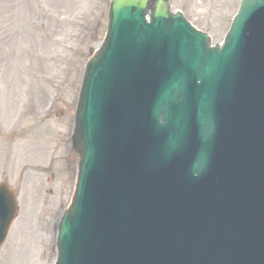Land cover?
Wrapping results in <instances>:
<instances>
[{"label":"water","instance_id":"1","mask_svg":"<svg viewBox=\"0 0 264 264\" xmlns=\"http://www.w3.org/2000/svg\"><path fill=\"white\" fill-rule=\"evenodd\" d=\"M149 1L114 0L111 7V19L118 16L119 21L122 22L124 19L122 9L131 6L139 8L146 15ZM156 2L152 18L159 16L162 19L171 20L167 0H156ZM134 16L137 17L138 14ZM181 28L183 30L180 36L188 37V26L183 25ZM193 34L187 41L200 45L202 53L189 51L188 54L198 61L196 60L192 66L183 65L175 72H169L166 80L157 84L162 87L171 83L175 88L179 81L182 82L183 77H186V80L182 83H187L189 70L192 71L190 76L198 74V80L205 85V88L194 117L200 126L217 130L213 134V142L217 143V147L209 146L208 141H204L200 148V163L195 166L191 163V165L193 171L197 172L196 169L201 167L208 153L213 163L206 161L203 168L199 170L198 176H195L191 182H186L185 185L184 175H181L184 173L179 172L178 167H184L183 158L177 164L178 166L164 165L160 162L153 146L137 141L138 136L150 135L149 138L152 139V136L157 133L153 127V123L158 122L155 108L148 109L145 104L143 105L142 109L148 118L145 121L142 113L137 120L134 118L135 114L124 112L121 115L119 109L107 107L112 105L107 101L93 106V99L99 89L96 84L101 83L100 71L105 66L104 62L100 64L104 52L100 51L87 68L78 112L77 140L82 151V161L74 205L64 214L60 223L58 264H93L85 257L84 247L89 244L93 229L99 226L96 223L98 220L90 219V213L87 210L89 201L92 206L100 201L98 196L92 195L97 174L109 176L110 183L115 181V178H122L123 183L129 187L131 199L139 207L144 206L145 214L149 217L154 213V207L164 211L166 216L171 215L176 210L178 202L190 200L192 191L195 190L189 192L186 189L194 185L209 188L231 186L238 197H241L242 202L251 204L264 213V191L254 190L260 184L264 186V150H255L258 144L251 145L252 140H257V143L264 145V140L262 141L264 138V0H242L240 13L223 48H211L207 35ZM116 36L114 32L111 38L109 33L106 41V49L109 47L108 53H111L114 47ZM182 40L185 39L182 38ZM187 41L182 47L187 45ZM192 63L193 60L189 62V64ZM99 64L101 67L98 68L94 92L89 101L86 99L87 78ZM174 65L180 66L181 63L175 62ZM172 69L171 67L170 70ZM158 70L160 71L159 67ZM135 88L137 89L135 94L137 98L134 97L136 103L140 101L138 98L140 93L138 86ZM217 89L218 92H216ZM182 96L180 94L175 98L166 96L158 98L159 113L163 119L169 113L167 107L174 101L180 100ZM116 104L117 102H113L114 106ZM121 106L122 110H135V106L130 105L128 101L121 102ZM252 112L256 119L255 123L246 116L253 115ZM190 116H193L192 112ZM149 130L150 133L147 134ZM154 141L158 144L157 136ZM148 142L154 145L153 140ZM149 169H151L150 174ZM251 179L256 181L252 186L247 184ZM108 191L112 195L119 193L116 188H109ZM169 194L172 200L167 202ZM206 194L211 195V191H207ZM235 210L242 213L243 205L237 203ZM16 212L17 206L13 193L6 186H0V246L8 235ZM198 215H200L199 212ZM240 226V236L255 239L251 247L246 250V255L248 258H254L255 264H264V219L263 222H258L246 218ZM226 233V226H221L218 230L220 241ZM233 245L230 246L233 247ZM227 247L224 244L223 249ZM219 250L218 247L216 251Z\"/></svg>","mask_w":264,"mask_h":264},{"label":"rangeland","instance_id":"2","mask_svg":"<svg viewBox=\"0 0 264 264\" xmlns=\"http://www.w3.org/2000/svg\"><path fill=\"white\" fill-rule=\"evenodd\" d=\"M241 0H171L222 44ZM111 0H0V183L19 215L0 264H54L78 167L69 153L85 65L104 39ZM17 261V262H15Z\"/></svg>","mask_w":264,"mask_h":264},{"label":"bare ground","instance_id":"3","mask_svg":"<svg viewBox=\"0 0 264 264\" xmlns=\"http://www.w3.org/2000/svg\"><path fill=\"white\" fill-rule=\"evenodd\" d=\"M15 262H17V261H15Z\"/></svg>","mask_w":264,"mask_h":264}]
</instances>
